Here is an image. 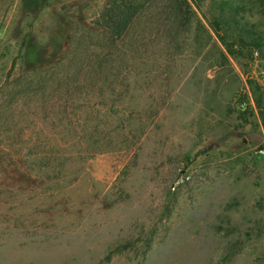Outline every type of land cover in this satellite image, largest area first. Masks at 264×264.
Here are the masks:
<instances>
[{
  "label": "rangeland",
  "instance_id": "374dc122",
  "mask_svg": "<svg viewBox=\"0 0 264 264\" xmlns=\"http://www.w3.org/2000/svg\"><path fill=\"white\" fill-rule=\"evenodd\" d=\"M110 1L0 0V264H264L254 60L209 0Z\"/></svg>",
  "mask_w": 264,
  "mask_h": 264
},
{
  "label": "trees",
  "instance_id": "16d2710c",
  "mask_svg": "<svg viewBox=\"0 0 264 264\" xmlns=\"http://www.w3.org/2000/svg\"><path fill=\"white\" fill-rule=\"evenodd\" d=\"M155 0H111L107 5L104 16L106 26L111 29L115 37L122 36L131 23ZM197 7L206 0H190ZM188 0H174L173 6L179 10L177 20L179 26L186 24L189 19L183 10L191 8ZM211 1L212 25L218 33L221 43L231 55L248 54L254 59V52L258 51L264 58V36L259 30L258 21H251V16L264 15V0H209ZM186 2V5H185ZM186 6V7H185ZM249 16V17H248ZM261 94L258 106L264 126V90L256 86Z\"/></svg>",
  "mask_w": 264,
  "mask_h": 264
},
{
  "label": "built area",
  "instance_id": "2783aa9c",
  "mask_svg": "<svg viewBox=\"0 0 264 264\" xmlns=\"http://www.w3.org/2000/svg\"><path fill=\"white\" fill-rule=\"evenodd\" d=\"M253 60L256 68L253 71L252 78L254 79L257 85L264 87V59L261 58L258 51H255ZM189 178L190 176L180 177L179 179L176 180L173 188H176L177 186L184 183Z\"/></svg>",
  "mask_w": 264,
  "mask_h": 264
}]
</instances>
